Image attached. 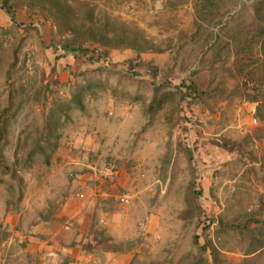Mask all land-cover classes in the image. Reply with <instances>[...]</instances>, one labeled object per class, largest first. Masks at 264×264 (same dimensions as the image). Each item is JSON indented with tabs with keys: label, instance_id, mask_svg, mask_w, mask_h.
<instances>
[{
	"label": "rangeland",
	"instance_id": "rangeland-1",
	"mask_svg": "<svg viewBox=\"0 0 264 264\" xmlns=\"http://www.w3.org/2000/svg\"><path fill=\"white\" fill-rule=\"evenodd\" d=\"M7 1L17 21L0 6V264L51 263L39 258L52 242L38 224L56 204L26 208L25 200L84 173L97 245L132 240L114 252H128L125 264H264V70L256 38L264 0ZM128 31L147 38L152 52L169 51L173 62L146 64L126 46L134 41ZM65 43L90 62L133 55L102 78L100 66L73 72ZM85 85L136 105L137 126L93 150L70 147L79 135L93 136L81 122L94 95L83 93ZM204 111L215 114L216 127L202 160L193 138ZM106 165L114 176L99 174Z\"/></svg>",
	"mask_w": 264,
	"mask_h": 264
},
{
	"label": "crops",
	"instance_id": "crops-1",
	"mask_svg": "<svg viewBox=\"0 0 264 264\" xmlns=\"http://www.w3.org/2000/svg\"><path fill=\"white\" fill-rule=\"evenodd\" d=\"M70 54L71 53H68V62L71 65L70 68L73 72L78 71L82 73L85 70H96V68H99L97 66H100L101 68L95 72H97L98 76H101L102 78L104 77L102 72L107 71L108 69L125 67L124 61L129 56L133 55V53L129 52L122 54H119L118 52H110L109 57H106L105 60L103 59L90 62L89 60H84L82 57L77 58ZM139 56L140 59H145L146 64L149 63L155 66L159 65L163 68H167L173 62L169 51L163 53L150 51L146 53H139ZM141 67V64L137 66L138 69H141ZM89 71L85 72V76H87L86 73ZM202 72L205 73L208 72V70L203 68L200 73ZM123 99L124 98H122L119 93L108 92L104 96H96V94L92 95L90 106L87 107L85 116L81 122H83L84 128L93 133V136L86 135L83 139L80 137L81 135H79V138L75 140L76 146L83 143L84 149L93 150L100 145L102 138L111 141L116 133L121 134V132L130 125L137 126L136 124L139 122V119L137 117L138 111L134 109L136 105L133 103L130 104L129 102H123ZM149 100L150 99H147L146 102L148 103ZM111 109L113 110V115L112 117H109L107 116V111ZM199 116L204 124L202 127H197V134L194 136L193 140L195 142L197 152H199V155L203 160L205 155L208 153L206 150H212L213 145L211 142V133L216 127V116L208 111H204V113ZM97 136H99L98 141L95 140ZM122 140L123 139L120 138V141ZM261 140L264 142V138H261ZM111 150L112 152H115L114 148ZM124 152L125 149L122 150L121 154H124ZM76 156L69 162H72L74 165L80 163V160ZM84 158L85 156H83L81 162L84 161ZM201 175L203 177L202 183H205L207 178L204 173ZM88 176V173L79 174V179L77 181H75V179L72 180L70 186L67 187L65 185L62 189L54 187L53 185L46 190L39 187L37 189V193V190L35 189V200H25L26 208L31 207L32 205L36 207L35 201L40 209L47 206V204L42 203L46 200H48V204L50 205L53 204V202L56 204L55 208L53 207L55 212L47 219L44 217L41 218L40 223L38 224L41 226L43 224L46 225L44 232L48 234H46V236H48L47 240L52 242L48 248L46 246L43 253L39 255V258H45L46 255L51 256L50 259L52 261L49 264H125L129 261L128 252L114 255V252L111 251H100L102 253V261L99 259L100 255L96 253V249L88 250L86 248L87 245H85V243H88L89 247H91V245L98 246V233L95 229H93L94 225L91 224L89 216V211H92L93 209V200L89 197V194L92 192V188L88 187L86 182L83 181V179L85 180ZM95 189L96 186L94 185L93 190ZM55 195L59 197L54 201H51L50 198ZM53 219L56 220L53 221ZM84 245L86 247H84ZM41 246L42 244L36 245L34 249L35 252H41ZM258 253L259 251H256V253L251 254V256Z\"/></svg>",
	"mask_w": 264,
	"mask_h": 264
},
{
	"label": "trees",
	"instance_id": "trees-1",
	"mask_svg": "<svg viewBox=\"0 0 264 264\" xmlns=\"http://www.w3.org/2000/svg\"><path fill=\"white\" fill-rule=\"evenodd\" d=\"M0 6H1V8H4L8 13H10L11 20L13 22H16L17 21L16 15H15L14 11L12 10L10 4H8V1L7 0H0ZM125 35L128 38H133V40H134V41H130L129 43H127L126 46L135 49V51L137 53H141V52L153 50V47L149 45V43H148L149 41L147 40V38H145L144 36H142L141 34H139L138 31H128L127 34H125ZM101 38L102 39L96 40L95 42H97L99 45H104V40L107 37L105 35H102ZM256 38H257V41H259V48H260L259 50H260V53L263 56L262 70H264V22L257 29V31H256ZM109 40H111V38ZM78 49H79V47H77V46L76 47L75 46L74 47H70V44L69 43H65V44L61 45V50L64 53H71V54H73V52L75 50H78ZM93 56H94L93 54L92 55H89V58H92ZM104 58H106V56L105 57H102V58L101 57H95V60H93V61H98V60H101V59H104ZM90 60H92V59H90ZM87 88H88V85H85L83 87V91H84L83 93L84 94L85 93H89V92L91 94H94L95 93L94 90H92V91H86L85 89H87ZM80 97L81 96H78V95L76 96L75 95L72 98L73 101L76 103V105L78 107H82V105H83L81 103ZM155 101H156V97L153 96L151 98V100H150L149 105H148V107L150 109L153 108V104L155 103ZM49 146L53 148L54 143L52 145L49 144ZM100 234H102V232ZM196 239H197L196 236H194V240L195 241H196ZM102 241H103V243H107L108 239H103ZM132 244H133V241L132 240H125V241L123 240V241H120L118 243V245H116V247H114V248H108V247L102 245V247L95 246L94 249L97 250V249L100 248V250L102 252H106V251H111V252L124 251V250L130 248ZM86 248H88V247H86Z\"/></svg>",
	"mask_w": 264,
	"mask_h": 264
},
{
	"label": "built area",
	"instance_id": "built-area-1",
	"mask_svg": "<svg viewBox=\"0 0 264 264\" xmlns=\"http://www.w3.org/2000/svg\"><path fill=\"white\" fill-rule=\"evenodd\" d=\"M101 60H103V59H101ZM252 122L255 123L256 119L253 118ZM68 144H69L70 147H76L75 140H73V139H71L68 142ZM92 168H94V167H92ZM93 170H94V173H95V169H93ZM98 172H99V174H102V175L108 176V177H112L115 174L114 169L110 165H106L104 167V170H102V171L98 170ZM120 200H121V202H128V196H121Z\"/></svg>",
	"mask_w": 264,
	"mask_h": 264
}]
</instances>
